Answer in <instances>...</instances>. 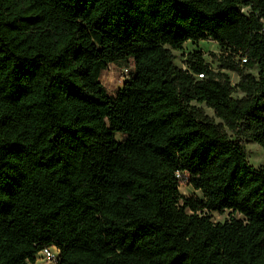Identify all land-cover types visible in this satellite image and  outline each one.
Listing matches in <instances>:
<instances>
[{"label":"trees","instance_id":"1","mask_svg":"<svg viewBox=\"0 0 264 264\" xmlns=\"http://www.w3.org/2000/svg\"><path fill=\"white\" fill-rule=\"evenodd\" d=\"M206 40L220 71L175 65ZM243 140L264 149V0H0V264H264Z\"/></svg>","mask_w":264,"mask_h":264},{"label":"rangeland","instance_id":"2","mask_svg":"<svg viewBox=\"0 0 264 264\" xmlns=\"http://www.w3.org/2000/svg\"><path fill=\"white\" fill-rule=\"evenodd\" d=\"M201 51L204 54L205 60L210 64V66L216 70L220 71V62H219V56L221 54V48L220 46L211 41H201L198 44H194L191 42H188L184 45L183 51H172L174 56V63L180 68H186L185 61L187 59V56L194 52V51ZM133 66L130 67H122L119 65H111L106 71L103 72L100 82L107 88V90L110 93H114L118 88H122L125 74L123 73V70L126 68L132 69ZM224 73H227L230 77L231 84L235 86L239 81V76L235 72L231 71H223ZM255 73V71H253ZM235 97H241L242 95L239 93L234 94ZM194 106L202 108L204 112L211 118L215 119L216 122H220L215 117V113L213 110L206 107L204 104H199L194 102ZM244 145L247 149L248 153V159L251 165L254 167H261L264 166V149H262L259 145H257L254 142L243 140ZM180 191L185 196H201L200 192L195 191L190 185L182 184L180 187ZM212 221L215 223H223L230 217L234 216L238 219H241L242 217L238 214L232 215L231 211H226L225 213H211L209 214ZM37 264H44L41 260V256L39 255L37 258Z\"/></svg>","mask_w":264,"mask_h":264},{"label":"built area","instance_id":"3","mask_svg":"<svg viewBox=\"0 0 264 264\" xmlns=\"http://www.w3.org/2000/svg\"><path fill=\"white\" fill-rule=\"evenodd\" d=\"M129 68L123 70V73L127 75L129 73ZM178 179L182 184H187V177L178 173ZM41 260L44 264H59V251L56 248H48L40 253Z\"/></svg>","mask_w":264,"mask_h":264}]
</instances>
